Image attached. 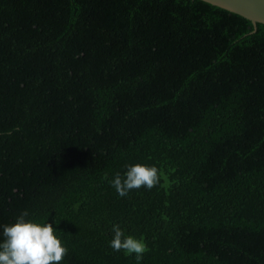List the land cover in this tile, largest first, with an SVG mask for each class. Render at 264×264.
Instances as JSON below:
<instances>
[{"label": "trees", "instance_id": "trees-1", "mask_svg": "<svg viewBox=\"0 0 264 264\" xmlns=\"http://www.w3.org/2000/svg\"><path fill=\"white\" fill-rule=\"evenodd\" d=\"M137 163L159 183L119 196ZM25 210L60 264H264V23L205 0H0V241Z\"/></svg>", "mask_w": 264, "mask_h": 264}, {"label": "clouds", "instance_id": "clouds-1", "mask_svg": "<svg viewBox=\"0 0 264 264\" xmlns=\"http://www.w3.org/2000/svg\"><path fill=\"white\" fill-rule=\"evenodd\" d=\"M160 181L159 169L155 165L132 164L127 166L123 175L117 173L110 184L121 197L141 187L152 189ZM25 210L16 217L14 223L3 225L0 241V264H60L68 249L62 246L61 239L54 235L56 229L49 222L26 219ZM110 247L114 251L135 254L136 259L143 258L148 250L146 243L125 235L119 225L113 226Z\"/></svg>", "mask_w": 264, "mask_h": 264}, {"label": "water", "instance_id": "water-1", "mask_svg": "<svg viewBox=\"0 0 264 264\" xmlns=\"http://www.w3.org/2000/svg\"><path fill=\"white\" fill-rule=\"evenodd\" d=\"M223 7L229 11L239 13L252 23V30L256 22L264 23V0H205Z\"/></svg>", "mask_w": 264, "mask_h": 264}]
</instances>
